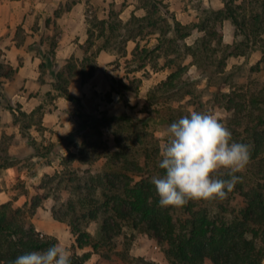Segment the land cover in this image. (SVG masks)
<instances>
[{"label": "trees", "instance_id": "1", "mask_svg": "<svg viewBox=\"0 0 264 264\" xmlns=\"http://www.w3.org/2000/svg\"><path fill=\"white\" fill-rule=\"evenodd\" d=\"M123 4L111 3L107 17L94 19L92 26L88 27L80 64L90 61L92 67H97L95 53L88 55V50L94 45V36L103 38L96 52L114 49L117 43L125 44L128 40L137 39L132 56L135 58L139 54L134 61L140 66L155 51H161L170 71L165 79L149 89L146 101L159 97L161 106L154 110V114L160 115L158 120L168 126L189 114L177 109L181 105H170L166 96L182 88L187 65L194 66L205 78V87L210 88L213 84L217 94L226 100L223 107L232 111L230 123L234 122L237 127V130H230L232 139L249 146L247 168L251 176L246 184L239 183L232 189V193H238L242 198V205L236 210L230 211L226 204H222L221 211L212 214L208 205L200 204L199 200H190L182 207L162 208L151 183L152 177L163 175V170L158 167L160 155L148 150V143L141 155L132 149L137 140L143 143L147 122L139 124L124 113L118 122L129 124V129L136 131V137L126 133L119 137L118 132L113 130L116 149L93 157L90 151L73 156L65 146L67 155L75 157L80 164L92 166L101 158L103 160L99 171H80L72 167L67 170V187L64 188L69 195L64 203L65 217L67 213L73 217H70L69 224L75 245L78 248L90 247L98 254L97 264H158L130 253L131 239L124 233V227H127L132 231L141 229L154 238L168 264H204L206 260L212 264H264V93L247 97L234 88L231 73L226 71L229 57L244 56L256 48L264 55V0H222L221 6L204 9L196 23L185 24L162 0H138L136 8L143 13L137 15L132 12L126 20L120 17ZM224 20L231 22L234 35L241 37L239 40L224 41ZM194 29L202 34L187 43L185 39L191 36ZM148 34H156L157 42L151 49L139 44V40ZM53 54L52 49L51 58ZM169 55L174 56L175 62L167 59ZM182 60H187V64ZM73 61L71 56L64 68L55 73L54 86L67 99L76 101L68 94L70 73L76 67ZM15 71L11 64L0 60V82L1 78H12ZM227 79L228 84L225 82ZM128 82L134 81L128 79ZM122 84L124 88H130L127 83ZM222 84L229 87L227 92L220 90ZM0 96H3L2 93ZM5 108L12 115V124L18 125L20 133L27 136L33 156L48 162L55 156L65 158L64 155H57L62 138L38 144L28 133L32 124L37 132L45 130L41 121L34 119L39 107L26 112L19 103L12 104L7 99ZM154 114L150 118H157ZM12 138L13 135L6 133L0 136V171L12 167L16 160L8 151ZM78 171L83 175L79 176ZM229 178L227 175L226 179ZM73 193L75 199L70 197ZM36 206L25 211L14 208L10 202L0 204V264H13L18 256L42 252L55 245L51 237L40 236L35 227L26 221ZM52 213L54 218H59L54 209ZM90 222L97 223L95 234L87 231ZM89 256V252L81 255L73 253L71 264H86Z\"/></svg>", "mask_w": 264, "mask_h": 264}, {"label": "rangeland", "instance_id": "2", "mask_svg": "<svg viewBox=\"0 0 264 264\" xmlns=\"http://www.w3.org/2000/svg\"><path fill=\"white\" fill-rule=\"evenodd\" d=\"M85 1L87 27L92 26L94 19H99L98 15H101L102 10H105L107 15L111 3H124L120 12V17L123 20H126L132 12L137 15L143 13L141 9L136 8L138 0H103V3L96 4L97 9L90 0ZM75 2L76 0H67L52 15H45V20H48V23L45 24L49 27V31L42 30L41 38L44 43L42 52H37L40 61L37 67L38 74L34 76L32 87L24 88L22 85L19 89L11 88L7 84H10L13 77L1 78L0 89L2 90L0 93L3 96H0V136L2 133L19 135L11 139L8 149L9 153L16 158L13 166L0 171V201L5 194H8L10 200L7 202H10L14 208H22L28 211L33 205H37L33 213L28 215L26 221L35 227L40 236L51 237L55 244L66 247L71 255L89 252L90 256L86 260V264H97L98 254L94 253L90 247L78 248L75 245L74 235L71 233L69 224L72 215L67 213L65 217L66 205L64 203L68 199L69 192L64 187H67L68 167L79 168L80 171L90 169L94 172L100 170L103 160L100 157L101 159L92 166L80 164L75 157L67 155L65 146H68L73 156L80 152L83 155L90 151L93 157V155H102L107 151L116 149L113 130L118 132L119 137L124 136L125 133L132 137L135 136L136 131L129 129V124L118 122L126 113L130 118L139 121V124L147 122L146 127H144L146 134L142 136L143 143L137 140L138 142L134 144L132 149L137 150V153L141 155L146 143H148V150L156 151L157 156H159L160 152L157 153V150H161V145L165 140L163 132L168 125L158 120L160 115L154 114V110L161 106L158 102L159 97L149 100V102L146 101V98L149 89L165 79L170 70L166 66L168 62L161 51H155L144 59L143 66L136 63L134 59L139 54L134 58L132 52L138 40L131 39L125 44L117 43L114 49L106 50L112 56L103 64L104 67L101 69H98V66L92 67L90 61L80 64V59L74 57L75 61L73 62L76 67L70 73L68 94L77 100L67 99L56 89L54 83L55 73L64 68L70 58L57 59L54 54L51 58V51L53 49L54 52L58 38H62V29L56 24V18ZM164 3L174 13L175 17L185 24L196 23L202 17L204 9L216 8L217 5L221 6L222 0H166ZM230 27L233 32L232 40H239L241 37L234 35V27L231 22ZM92 29L97 31L94 27ZM222 31L223 35L228 33L223 26ZM201 34V31L194 29L191 36L185 41L191 43ZM15 36L17 41L21 40L23 37L22 29L18 28ZM102 41V37L94 36V45L88 50V55L95 53V61L98 53L96 49ZM156 42V34H148L139 40L140 47L144 46L149 49L153 48ZM84 49L85 44L82 50ZM254 51L255 53H253ZM167 59L174 60V56L169 55ZM0 60L9 63L2 56L1 49ZM182 63L187 64V60H182ZM226 64V71L231 73V83L236 90L247 95V97L251 94L264 93V55L260 49L256 48L243 57H229ZM187 66L182 78V88L175 94L166 96L168 103L174 107L181 105L177 109L184 111V114L187 112L190 114L193 110L215 114L230 130H237L234 122L230 123L232 111L223 107L226 100L217 94L213 84L210 88L205 87V78L194 66ZM128 79H132L134 82L128 84ZM228 81L229 79L225 81L226 84L229 83ZM122 82L127 83L130 88H124ZM226 84H222L219 87L220 90L227 92L229 87ZM21 96L23 97L21 98ZM7 99L12 104L19 103L21 107L23 104L20 102L32 100L37 103L39 101L36 105L39 107V112L34 119L40 120L41 123L42 116L46 111H54L57 114L54 119H58L59 127L45 128V130L37 132L34 124H32L28 133L38 144L45 143L44 140L57 141L58 138H62L57 147V155H64L65 158L61 159L59 156H55L51 162H48L38 156H33V148L28 144L27 136L20 133L18 125L12 124V115L5 108ZM22 109L26 111L25 108ZM153 114L157 118H150ZM128 129L129 131H127ZM238 131H240L239 128ZM71 159L73 161L69 162ZM248 170L246 166L234 187L239 183L246 184L249 181L251 175ZM78 175L83 174L78 171ZM213 175L219 179H226L227 172L225 169H219ZM236 175L238 176V173ZM232 191L227 192L223 199L199 200V202L202 205L207 204L212 214L221 211L220 206L222 204H226L230 211L236 210L242 205V198L238 196V193H232ZM70 197L75 199L76 196L73 193ZM52 209H54L55 215L62 220L53 217ZM86 228L91 234H95L97 223L90 222ZM124 233L127 234L128 239H131L130 249L134 255L149 260L148 256L155 258L158 252H162V248L156 240L147 236L141 229L132 231L124 227Z\"/></svg>", "mask_w": 264, "mask_h": 264}, {"label": "clouds", "instance_id": "3", "mask_svg": "<svg viewBox=\"0 0 264 264\" xmlns=\"http://www.w3.org/2000/svg\"><path fill=\"white\" fill-rule=\"evenodd\" d=\"M158 167L152 177L162 208L182 207L190 200L223 199L239 180L250 159L247 144L235 142L230 129L215 114L193 110L163 132ZM225 169L229 179L213 173ZM70 251L55 244L45 251L18 256L13 264H71Z\"/></svg>", "mask_w": 264, "mask_h": 264}, {"label": "crops", "instance_id": "4", "mask_svg": "<svg viewBox=\"0 0 264 264\" xmlns=\"http://www.w3.org/2000/svg\"><path fill=\"white\" fill-rule=\"evenodd\" d=\"M67 0H0V49L2 56L11 64L16 71L12 76V82L7 84L11 88L32 87L34 76L38 74V62L40 57L38 53L42 52L44 40L41 38L42 30L49 31V27L45 24V15L52 13L60 8V5ZM164 2L166 0H163ZM94 7L96 4L103 3V0H90ZM85 0H76L74 4L64 10L61 15L56 18V24L62 29V38H58L57 46L54 48V55L57 59H66L71 56L82 59L84 55L85 41L87 39L88 23L85 22ZM217 5L216 7H219ZM95 9H97L95 7ZM99 19L107 17L106 11L102 10ZM223 27L228 32L224 35L225 42H231L233 32L231 31L229 20L223 21ZM18 28L22 29L23 37L16 40V32ZM232 32V33H231ZM76 38V40H75ZM38 52V53H37ZM255 53V51L253 52ZM112 55L106 50H99L96 55V63L98 69L104 67V63L109 60ZM243 57V56H242ZM6 84V83H4ZM72 93V91H70ZM23 96H21L22 98ZM39 102V101H38ZM38 102L25 101L23 104L26 112L33 110ZM57 114L54 111H46L42 116V126L45 128H56L58 119H54ZM19 134H13V138ZM11 154V153H10ZM10 200L8 194L4 195L1 203ZM130 253L133 251L130 249ZM134 255V254H133ZM137 256V255H136ZM158 264H168L164 254L158 252L157 256L149 257ZM204 264H212L206 260Z\"/></svg>", "mask_w": 264, "mask_h": 264}]
</instances>
